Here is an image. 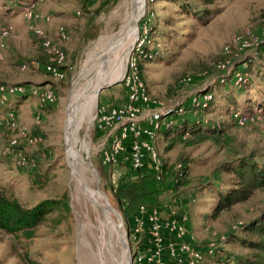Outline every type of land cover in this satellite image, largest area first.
<instances>
[{
  "label": "rangeland",
  "instance_id": "rangeland-1",
  "mask_svg": "<svg viewBox=\"0 0 264 264\" xmlns=\"http://www.w3.org/2000/svg\"><path fill=\"white\" fill-rule=\"evenodd\" d=\"M25 3H32L39 15L26 18L21 11ZM212 8L214 14L204 25L194 19L183 22L179 20L184 17H176L174 20L178 22L171 37L157 39L159 53L155 51L153 60L142 67L140 77L151 99L163 106H173V113L166 117V125L162 128L175 125L179 126L178 130H185L183 121L197 114L192 115L191 110L199 99L193 97L206 90L214 96L219 92L215 76L223 70L217 64L227 57L235 59L231 71L246 64L249 71H245V89L252 90L249 95L258 92V74L264 71V61L260 59L264 48V0H215ZM173 10V4L163 0H0V39L4 42V48L0 49V82L22 84L24 89L30 84L31 91L49 87L55 94L52 104H43L46 101L33 92V96L26 101L22 99L14 107L0 102V186L25 206L45 198H59L64 192L69 204V209L62 204L52 209L30 239L22 235L17 238L0 230V264H25L24 254L38 264H120L122 259L123 264H141L144 256L153 264H191L192 261L195 264H225L217 256L219 251L223 254L240 252L241 245L233 238L237 234L240 236V225L257 215L264 206V190L231 209L221 210L216 217L209 215L215 203L212 190L226 178L219 171L222 162L250 151L264 157L263 113L255 122L246 125L228 122L224 129L230 136L229 143L221 138L217 142L210 139L190 144L187 132L166 151L165 131L159 130L154 144L160 159L168 164L175 163L176 167L185 164L186 183L164 197L168 205L163 212L153 208L148 211L147 219L139 218L131 227V234L124 220L123 225L118 226L117 216L112 211V221L105 218V204L117 209L112 187L129 166L132 168L131 139L123 141L116 162L104 163L102 155L109 150L111 138L107 129L98 127V109L125 102L126 99L109 103L107 99L115 91L121 94V89L127 98L122 74L128 57L140 58L135 47L143 36L145 24L148 25V15L157 11L155 14L160 17L155 19L162 24L160 19ZM7 12L11 17L5 15ZM46 15L48 20L44 19ZM39 17L46 23L39 25ZM33 26L44 28L53 42L64 49L62 79H54L40 69L41 66L36 67L42 55L41 48L36 46H40L39 38ZM60 26L67 33L66 39H60L57 34ZM130 27L135 30L131 31ZM4 29L8 34L2 37ZM21 30L26 35L20 38L18 32ZM256 36L263 38L262 41L248 49L239 50L234 43L236 37ZM227 44L231 52L225 55L223 47ZM119 70L121 76L117 77ZM228 78L232 79L231 73ZM99 85L102 87L95 90ZM77 95V120L83 117L81 125L73 131L78 156L68 157L67 111ZM216 98L217 106L222 101L219 96ZM9 112L15 119L14 127L6 124ZM204 117L203 122L206 118L222 121L223 114L207 111ZM187 125H192L190 120ZM12 138H16L17 146L8 152ZM66 157L90 190L70 170ZM140 169L157 173L147 155ZM91 191L92 199L89 197ZM100 192L106 195L108 203ZM94 199L96 202L92 201ZM150 216H155L156 220H151ZM172 220L184 225L185 236H178L170 227ZM154 224L158 225L160 239H155ZM119 229L123 230L121 235L128 248L120 243ZM183 244L189 249H180ZM210 247L213 248L208 251L210 256H206L205 250ZM195 251L198 257L194 256Z\"/></svg>",
  "mask_w": 264,
  "mask_h": 264
},
{
  "label": "trees",
  "instance_id": "trees-1",
  "mask_svg": "<svg viewBox=\"0 0 264 264\" xmlns=\"http://www.w3.org/2000/svg\"><path fill=\"white\" fill-rule=\"evenodd\" d=\"M163 1L173 4L174 10L165 18L160 19L162 20V24H158L160 21L155 19L160 17L156 16L155 12L157 11H151L150 14L152 15H148V25L145 24V29L142 28V35L145 36V41L142 45L140 58L137 60L140 75L144 63L153 60L154 54L160 51V48L157 46V39H169L171 37L170 35L175 30L174 25L178 22L174 20L176 17H184L183 20L179 21L186 22L189 19H194L199 25H204L210 21L215 11L212 8L215 0ZM162 41L166 42L167 40ZM41 51V64H44L46 56L42 48ZM61 67L63 69L64 64ZM243 70L249 71L247 66ZM261 71L258 74V92L254 95H249L252 90L247 91L248 89H245L246 84L236 86L231 78L227 77L224 81L216 80L220 86L219 92L215 96L214 94L212 95V98L201 111L195 108L191 110L193 113H197L192 114H196L195 118H186L183 121L182 125L186 126L184 131L188 132L190 144H197L210 139L217 142L221 138L225 142H228V140L230 142V136L226 134L224 126L228 122L239 126L230 116L234 110L253 112L254 110L252 109L257 107L260 109L259 114H264V71ZM31 88L32 85L26 84L24 91L9 96L5 102L9 103L12 99L22 100L29 98L31 95L33 96ZM218 96L222 102L216 106L215 101H217L216 97ZM43 104L52 103L46 101ZM214 110L223 114L222 121L206 118V122H203L206 112H213ZM188 119L192 124L191 126L187 125ZM178 127L170 125L169 128L164 127L160 130L165 131L164 149L166 151L170 150L177 142V139L183 136L184 131L182 129L178 130ZM162 162V170L159 173L144 171L142 169L135 172L130 166H127V171L117 178L115 185L112 187L115 205L121 213L130 234L131 227L136 225L135 222H138L139 218L147 219L149 210L156 208L163 212L165 206L168 205L165 204L164 197L167 194L175 193L181 184L186 183L185 175L187 171L185 164L178 169L175 163L168 164L165 160H162ZM219 169V171L226 175V181L222 180L221 183L217 184L213 182L216 186L212 190L215 193V203L209 214L212 217H216L221 210L231 209L234 205L247 201L257 191L264 190V157L258 155L256 152L250 151L245 154L236 155L233 159L219 164ZM60 204L65 205L69 209L66 192L59 198H45L32 206H25L17 197L8 194L5 188L0 186V230L17 238L22 235L26 239H30L34 236L35 228L41 225L51 210L59 207ZM142 206L145 207V210L141 209ZM240 226V236L237 234L233 238L240 243V252L230 251L223 254L222 251H219V248L216 250L220 253L216 252L217 256L223 259L222 261L225 264H264V206L257 215L249 218ZM208 253L206 249L205 255L210 256ZM144 254L148 255V253ZM22 259L25 261V264H38L27 254H24ZM141 264L153 263L147 262L146 256H144Z\"/></svg>",
  "mask_w": 264,
  "mask_h": 264
},
{
  "label": "built area",
  "instance_id": "built-area-1",
  "mask_svg": "<svg viewBox=\"0 0 264 264\" xmlns=\"http://www.w3.org/2000/svg\"><path fill=\"white\" fill-rule=\"evenodd\" d=\"M21 9L22 14L31 19L37 17L39 14L33 8L32 3H25ZM44 19L48 20L49 16L46 15ZM34 33L39 38V45L41 46L44 55L46 56V61L44 64L36 61V67L44 69L52 78L62 79L64 77V69L62 65L65 62V51L59 44L53 42L51 36L42 27H32ZM8 31L6 29L1 31V36H6ZM58 35L61 39L67 38V33L65 29L60 26L58 30ZM264 36V31L262 32ZM145 36H142L135 47V50L141 54V46L144 42ZM263 38L253 37H236L234 38V43L239 50L248 49L250 46L258 45ZM4 48V42L0 39V49ZM231 52V46L229 44L223 47V53L228 55ZM137 58L134 55L128 57L123 74L122 82L127 89V98L124 103L112 106L109 108H99L97 113V123L98 127L101 129H107L108 135L111 138V145L109 150L105 151L102 155V161L104 163H112L117 161L118 154L123 148V141L127 138L131 139V149H130V161L131 167L133 169L139 170L143 164V159L147 155L151 159L153 167L157 173L161 172L163 162L158 155L154 140L157 136V132L166 125L165 119L168 115L173 112V106L160 105L151 99L150 94L145 86L144 81L140 77L137 68ZM250 59V58H249ZM260 59L264 61V48L261 50ZM235 59L227 57L222 62L217 64V67L221 68L223 72H219L215 76V81L219 79L224 81L228 77V74H232L233 83L236 86H240L246 81V72L241 69H236L231 71V67L234 64ZM24 66V65H23ZM24 91V85L22 84H7L0 82V102L3 103L5 100L14 94L21 93ZM34 94H38L41 100L53 101L55 94L53 90L49 87L39 90L37 88L33 89ZM212 92L209 90L203 93L197 94L193 97L194 100L197 98L199 101L196 103L195 109L202 110L212 98ZM260 109H256L253 112H242L240 110H234L231 112L230 116L235 120L238 125H246L251 122H255L259 118ZM7 118L5 119L6 124L15 126V119L13 114L7 113ZM1 124V122H0ZM168 124V123H167ZM187 132L183 134L186 135ZM188 135V134H187ZM17 140L12 138L9 143L8 152L14 151L16 147ZM22 161H26L24 156L21 157ZM177 168H180L178 164ZM181 174V172H179ZM151 220H156V217L150 216ZM170 227L176 232L178 236L184 235L185 230L184 225L176 220L169 222ZM158 225L154 224L153 229L155 231L156 238L160 239L157 230ZM159 243V242H158ZM194 248V247H193ZM180 249H189L188 246L182 245ZM195 249V248H194ZM213 248L210 247L208 251ZM174 250V249H173ZM194 256H199V253L195 251ZM141 257H139V260ZM191 264H195L193 261Z\"/></svg>",
  "mask_w": 264,
  "mask_h": 264
},
{
  "label": "bare ground",
  "instance_id": "bare-ground-1",
  "mask_svg": "<svg viewBox=\"0 0 264 264\" xmlns=\"http://www.w3.org/2000/svg\"><path fill=\"white\" fill-rule=\"evenodd\" d=\"M130 30L132 31H134L135 29L134 28H131L130 27ZM121 70V69H120ZM120 70L118 71V73H117V77L118 76H121V73H120ZM93 95H92V99L95 97V91L92 93ZM77 100H79V98H78V95L76 96V97H74V99H73V102H72V104H70V107L68 108V111H67V121H66V134H67V136H66V138H67V146H68V157L70 156H78V154H77V152H76V148L74 147V144H73V131L76 129V128H78L80 125H81V119L83 118V117H80L78 120H77V111H76V107H75V105H76V101ZM79 102V101H78ZM80 104V103H79ZM84 114V113H83ZM82 114V115H83ZM81 121V122H80ZM73 159V158H72ZM78 161V160H77ZM102 195V194H101ZM91 199L93 198V194H92V191H91V194H90V196H89ZM99 198V197H98ZM92 201H95V199L94 200H92ZM96 202V201H95ZM94 203V202H93ZM108 203V202H107ZM99 205V204H98ZM111 206L109 205V204H105L104 206H103V208L105 209V218H106V220L107 221H112V218H111V215H110V212H111V208H110ZM103 210V209H102ZM112 224V223H111ZM121 234L123 233V230L121 229V232H120ZM121 236H123V235H121ZM124 254V253H123ZM123 256V255H122ZM122 258V257H121ZM123 258H124V256H123ZM123 262V259H122V261H121V263L120 264H123L122 263Z\"/></svg>",
  "mask_w": 264,
  "mask_h": 264
},
{
  "label": "crops",
  "instance_id": "crops-1",
  "mask_svg": "<svg viewBox=\"0 0 264 264\" xmlns=\"http://www.w3.org/2000/svg\"><path fill=\"white\" fill-rule=\"evenodd\" d=\"M5 15H7V17H11V14L9 13V12H7ZM42 16V15H41ZM6 17V18H7ZM42 18V17H41ZM38 24L40 25V23L41 24H43V23H46V22H43V20L42 19H40V17H39V19H38ZM22 32L20 33V32H18V36L21 38V37H23V35L25 36L26 34H25V31L24 30H21ZM57 34H58V32H57ZM59 36V35H58ZM60 38V37H59ZM61 39V38H60ZM37 47H39V49H40V46H38V45H36ZM41 55H42V51H41ZM40 69H42L43 70V68H40ZM44 71V70H43ZM121 87V86H120ZM122 91H120L121 92V94H118V92L116 93V91L114 92V95L113 94H111V95H109V97H108V102L109 103H119V102H121V101H123L124 99H126L125 97H126V95H124V90L123 89H121ZM26 101L27 99H23L22 101ZM21 100H12L11 102H9V103H6L5 105H7L8 107H14V105L15 104H18V102H20ZM160 135V134H159ZM146 165H149V161L148 162H146ZM149 167V166H148ZM162 215H163V213H162Z\"/></svg>",
  "mask_w": 264,
  "mask_h": 264
},
{
  "label": "water",
  "instance_id": "water-1",
  "mask_svg": "<svg viewBox=\"0 0 264 264\" xmlns=\"http://www.w3.org/2000/svg\"><path fill=\"white\" fill-rule=\"evenodd\" d=\"M100 87H102V85H99L95 90H99ZM66 162H68L67 157H66ZM68 164H69V162H68ZM69 168H70V170H71L73 173L76 174V176H78V178H79L80 181L82 182L83 186H84L86 189L89 188V190H90V187L88 186V184L86 183V181L84 180V178L80 175V173H79V172H78V171H77L72 165H70V164H69ZM100 193L103 195L104 200H105L106 202H108L106 195H105L104 193H102V192H100ZM110 208H111V211H112L113 213H115V215L117 216V219H118V226H119V227L122 226V225H123V219H122V215H121V213H120L116 208H114L113 206H111ZM118 234H119V237H120V243H121V244L124 243L125 247L128 248L126 242H124V236H121L120 229H119V231H118ZM128 257H129V252H128ZM130 260H131L130 258L127 259V262H128V261L130 262Z\"/></svg>",
  "mask_w": 264,
  "mask_h": 264
}]
</instances>
